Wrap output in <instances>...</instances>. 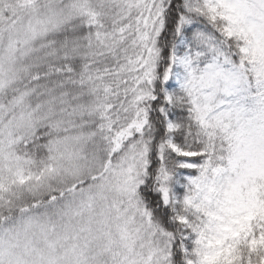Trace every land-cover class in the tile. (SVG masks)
<instances>
[{"label": "snow or ice", "instance_id": "snow-or-ice-1", "mask_svg": "<svg viewBox=\"0 0 264 264\" xmlns=\"http://www.w3.org/2000/svg\"><path fill=\"white\" fill-rule=\"evenodd\" d=\"M0 264H264V0H0Z\"/></svg>", "mask_w": 264, "mask_h": 264}]
</instances>
